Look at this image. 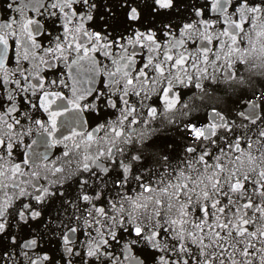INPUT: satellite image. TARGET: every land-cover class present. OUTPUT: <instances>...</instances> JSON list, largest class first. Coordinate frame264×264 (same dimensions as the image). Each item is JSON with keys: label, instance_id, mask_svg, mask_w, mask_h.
Segmentation results:
<instances>
[{"label": "snow or ice", "instance_id": "obj_1", "mask_svg": "<svg viewBox=\"0 0 264 264\" xmlns=\"http://www.w3.org/2000/svg\"><path fill=\"white\" fill-rule=\"evenodd\" d=\"M0 264H264V0H0Z\"/></svg>", "mask_w": 264, "mask_h": 264}]
</instances>
